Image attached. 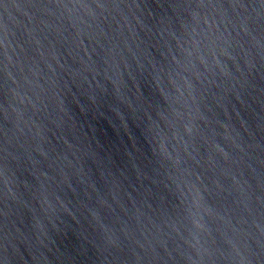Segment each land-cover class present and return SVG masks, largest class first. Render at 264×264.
Here are the masks:
<instances>
[{"label":"water","instance_id":"water-1","mask_svg":"<svg viewBox=\"0 0 264 264\" xmlns=\"http://www.w3.org/2000/svg\"><path fill=\"white\" fill-rule=\"evenodd\" d=\"M0 264H264V0H0Z\"/></svg>","mask_w":264,"mask_h":264}]
</instances>
